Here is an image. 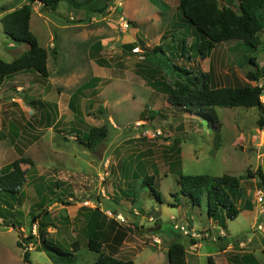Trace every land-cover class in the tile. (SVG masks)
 Wrapping results in <instances>:
<instances>
[{"label": "rangeland", "instance_id": "1", "mask_svg": "<svg viewBox=\"0 0 264 264\" xmlns=\"http://www.w3.org/2000/svg\"><path fill=\"white\" fill-rule=\"evenodd\" d=\"M108 1L106 13H97ZM149 1L160 9L161 22L138 0H95L79 9L60 2L55 11L38 2L31 5L29 28L47 50L49 76L28 71L8 77L0 87V168L18 158L32 163L21 166L27 183L18 195L0 197V215L5 219H0V264H53L48 252L36 249L37 224L29 226L31 215L38 213L41 224L49 225L50 240L66 251L77 243L73 264H94L97 254L87 248L89 230L99 237L105 254L127 260V250L137 248L135 264H168L165 244L156 243L154 237L181 243L188 264H208V257L214 264H240L234 256L244 254L261 260L264 214L258 217L262 230L256 223L251 226L253 213L247 214L254 207L256 214L264 210V202L256 201L258 192L264 197L258 176L242 179L230 192L241 211L233 220L224 216V228L220 225L218 230L225 235L218 241L217 232H211L212 241L199 230L208 221L205 198L199 206L192 205L180 194L177 180L180 175L239 177L257 170L264 175V125L259 126L260 117L264 119V85L263 114L257 108L217 107L216 129L204 115L167 103L163 87L175 89L180 82L172 69L175 65L193 75L209 74L212 88L261 86L264 78L251 82L245 74L255 70L250 58L258 68L263 65L264 29L257 51L236 41L223 42L201 60L194 49L199 33L179 15L177 1ZM28 3L0 0L4 62H11L27 46L4 34L1 18ZM123 22L128 23L126 28ZM123 44L135 48L124 51ZM161 44L165 55H147ZM102 126L108 135L94 150L81 144L92 127ZM123 202L142 218L134 219ZM170 213L187 231L189 222L198 225L195 234H202L197 240L201 248H189L186 237L192 238L173 228ZM180 217L187 220L178 222ZM186 221L188 225L183 224ZM155 224L162 231L151 235ZM29 235L33 239L22 249L19 239ZM158 244L162 251L156 249ZM26 251L28 262L23 258Z\"/></svg>", "mask_w": 264, "mask_h": 264}, {"label": "trees", "instance_id": "2", "mask_svg": "<svg viewBox=\"0 0 264 264\" xmlns=\"http://www.w3.org/2000/svg\"><path fill=\"white\" fill-rule=\"evenodd\" d=\"M22 0H17L19 3ZM95 0H28V4L6 13L1 18V25L4 34L13 42L27 46V50L22 52L11 62L0 60V87L8 77L12 75L34 71L42 78L49 76L47 68V50L41 47L36 37L31 33L29 23L31 19V5L38 2L42 6L55 11L60 2H66L75 9L86 6ZM179 15L187 23H190L197 33L199 42L196 44V53L201 60H204L215 47L223 42L236 41L243 46L257 51L260 46L259 33L264 29V0H236V4L220 5L219 0H176ZM110 6V1L96 12L105 14ZM197 35V36H198ZM184 43V40H182ZM122 50L131 52L134 44H123ZM54 55L57 54L55 48L52 49ZM165 55L164 45H157L147 53L149 56L157 58V55ZM249 61L255 67L254 71L247 72L245 77L248 81L259 82L264 78V60L261 68L255 64L254 59ZM172 69L179 76L175 89L163 87L164 94L167 95V103L185 111H195L198 115H204V119L212 128H218L219 119L215 108H257L263 114V104L260 96L263 92V85H243L237 87H210L209 74H200L173 66ZM203 78L202 82L199 81ZM201 82V83H200ZM151 113V112H150ZM149 113V114H150ZM264 125V119L260 117L259 126ZM215 126V127H214ZM108 135L106 126L92 127L86 137L84 146L94 150ZM23 164L32 163L25 158H18L11 163L0 168V197L2 195L16 196L27 183L26 170L22 169ZM258 176L261 183H264V175L260 170L255 173L246 172L245 176L222 175L211 177L207 175H180L177 180L179 192L182 196H187L192 205L199 203L204 197L206 202V213L208 219L216 221L224 228V216L230 220L235 219L239 210L236 208L230 192L239 188L240 181L244 178H255ZM152 180V179H151ZM145 183V180L143 181ZM154 197L159 199L158 194L150 188ZM19 202V200H18ZM12 207L9 205L10 213ZM7 208V209H8ZM5 213L7 211H4ZM47 214V212H44ZM42 214H32L29 226L37 224L39 236V247L36 249L49 253L53 264H73L75 252L78 249L76 242L70 245L72 251L64 250L58 243L48 238L49 225L39 221ZM0 219L5 222L2 215ZM31 233V231H30ZM33 236L27 239H19L18 246L28 248V243ZM192 239L191 242H194ZM102 242L99 237L91 235L87 239V248L97 254L94 264H134L130 260H119L112 255L105 254L102 250ZM168 264H187L184 246L177 242H171L167 247ZM24 261L28 262V252L23 255ZM253 258L250 254H244L243 259ZM208 264H214L211 257H208ZM254 264H258L255 262Z\"/></svg>", "mask_w": 264, "mask_h": 264}, {"label": "crops", "instance_id": "3", "mask_svg": "<svg viewBox=\"0 0 264 264\" xmlns=\"http://www.w3.org/2000/svg\"><path fill=\"white\" fill-rule=\"evenodd\" d=\"M140 3H142L143 4V6H144V10H147V12H149L150 14H152L151 16H156V19H157V21H159V22H161L162 21V19L160 18V13H161V11H160V9L157 7V5L155 4V3H152L151 1H149V0H138ZM129 16V15H128ZM155 19V18H154ZM154 19H149L150 20V22H153V20ZM133 30L135 31V32H137V29H136V27H134L133 28ZM137 34V33H136ZM88 135V134H87ZM87 135H86V137H87ZM11 163V162H10ZM9 164V163H8ZM7 165V164H6ZM183 198H185V197H183ZM187 198V197H186ZM124 203V205L122 204V206H124L127 210H129V213H130V215L135 219L137 216L136 215H140V214H138V212H137V210H136V208H131L132 207V205L131 204H128L127 202H123ZM129 205V206H128ZM178 208H179V205H178ZM238 209V208H237ZM130 210H132V211H130ZM239 210V212L241 211V209H238ZM253 213V214H252ZM118 214V213H117ZM247 214H252V216L250 215L249 217L250 218H252L253 220H252V223H251V226H253L255 223H256V226H257V224L259 223V218L258 217H260V216H262V215H260L259 214V212L256 214V209H255V207H254V209L253 210H250V211H247ZM246 214V215H247ZM168 215V218L169 219H171L173 216H175L176 217V215H172L171 213L170 214H167ZM182 215L183 216H186L185 215V212H184V210H183V212H182ZM140 217L142 218V216L140 215ZM174 218V217H173ZM140 219V218H139ZM186 219V217H180L179 218V221L178 222H182V221H184ZM125 220L127 221V222H130V220L131 219H129V217L127 218V217H125ZM187 220V219H186ZM184 225H188V222L186 221V223H183ZM189 227H190V230H193V231H195V229L197 230V228H199L198 227V225H196V224H192V223H190L189 222ZM220 224L219 223H217L216 221H212L211 219H208V221H207V224H205V226H203L202 228H200L199 230L201 231V233L202 234H204V238L205 239H211L212 241H215V239H212L211 238V232L212 231H214V232H217V235H216V239H217V241L221 238V237H224V232L220 229V230H218L220 227ZM91 227V226H90ZM162 231L161 230V225H157V224H155V228L154 229H150V233H151V235H153V231ZM201 234V235H202ZM91 235V231L89 230V236ZM99 236H102V235H99ZM154 238H156V237H154ZM158 239V238H157ZM159 240V242H160V244H165V248H166V250H167V247H168V245L171 243V242H173L174 241V239H171V238H166V241L165 242H163V241H161L160 239H158ZM194 242L195 243H192L191 242V240L189 239V238H187L186 237V243L189 245V248L190 249H197V248H201V244H199L198 242H197V239H195L194 240ZM124 243V242H123ZM123 243L121 244V245H123ZM160 244H158V245H155L156 246V249L157 250H161L162 251V248H158V246L160 245ZM123 248H125V247H120V249L119 250H122ZM125 249H128V248H125ZM257 249H258V247H257ZM141 250H143V249H141ZM138 251V249L137 248H134V250H131V249H128L127 250V252H126V256H127V260H130V261H132L133 262V259L134 258H136L139 254H140V252H137ZM185 252H186V249H185ZM262 252V251H261ZM115 256V255H114ZM210 256V255H209ZM253 256V258H249V259H246V260H244L243 259V256L241 257L240 255L239 256H234V260L235 261H239L240 262V264H254L255 262H257L258 264H262V262H261V260H264V252L260 255V254H258V256L261 258V260H258L254 255H252ZM115 258H117V259H119V260H122V259H120L119 257H116L115 256ZM186 262H187V258H186ZM134 263V262H133ZM264 263V262H263ZM135 264V263H134ZM187 264H188V262H187Z\"/></svg>", "mask_w": 264, "mask_h": 264}, {"label": "built area", "instance_id": "4", "mask_svg": "<svg viewBox=\"0 0 264 264\" xmlns=\"http://www.w3.org/2000/svg\"><path fill=\"white\" fill-rule=\"evenodd\" d=\"M122 25L124 26V28H126L128 26V23L127 22H123ZM256 201L259 204H262L264 202V197L262 196V192L261 191L257 193ZM263 213H264V210H263V208H261L260 211H259V214L262 215ZM171 221L174 222L173 228L175 230H178L179 232H181L182 235L190 236L192 239H197V240L201 239V237H202L201 234L197 235V234H195V231H193V230L187 231L184 226L176 224V220L173 217L171 218ZM256 228H257V230H262V225L258 224L256 226ZM154 241H156V243L159 242V240L157 238H155Z\"/></svg>", "mask_w": 264, "mask_h": 264}, {"label": "water", "instance_id": "5", "mask_svg": "<svg viewBox=\"0 0 264 264\" xmlns=\"http://www.w3.org/2000/svg\"><path fill=\"white\" fill-rule=\"evenodd\" d=\"M104 117H106V115H104Z\"/></svg>", "mask_w": 264, "mask_h": 264}]
</instances>
